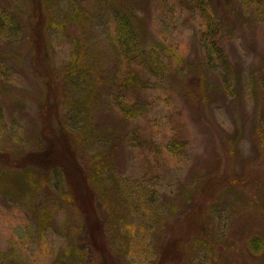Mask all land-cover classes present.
Wrapping results in <instances>:
<instances>
[{
    "label": "rangeland",
    "instance_id": "1",
    "mask_svg": "<svg viewBox=\"0 0 264 264\" xmlns=\"http://www.w3.org/2000/svg\"><path fill=\"white\" fill-rule=\"evenodd\" d=\"M120 9L143 55L131 118ZM212 259L264 264V0H0V264Z\"/></svg>",
    "mask_w": 264,
    "mask_h": 264
},
{
    "label": "trees",
    "instance_id": "2",
    "mask_svg": "<svg viewBox=\"0 0 264 264\" xmlns=\"http://www.w3.org/2000/svg\"><path fill=\"white\" fill-rule=\"evenodd\" d=\"M126 11V10H125ZM120 9V12H118L117 15V25L115 28V34H116V46L121 52V54L125 57V60L127 62L128 70L127 72L119 77L115 82L113 81L114 91H115V101L116 104L120 107L122 112L125 115H128V118L134 117L138 111H140L141 107L138 104H131V102H128L127 99H129L130 95L136 90V88L143 87L142 79L139 73V70L136 69V65H140L141 61L143 60V55H141V50L138 48L137 44V31L135 29V25L133 24V21L130 17L129 12H125ZM206 19V26L203 31V39L205 41L206 47H208V57L212 59L214 56L222 59H226V54L224 52V49L222 47V44L219 39V33H220V25L217 20L213 18V16L210 13L205 14ZM2 22H7V18H3ZM77 56V55H76ZM81 64V59L79 57H76L75 60L69 65V68L72 70L79 66ZM159 67V66H158ZM131 105V106H130ZM45 146V152H52V145L51 143H44L42 144ZM182 146V142L180 140L175 141V147ZM27 161H33V165L37 168H46L47 166L50 167L51 163L55 161V164L62 165L61 163H58V160L55 158L54 154L50 155L48 154H29L27 156ZM97 161H94V181L100 177V166L96 163ZM55 165V166H57ZM61 167V166H60ZM76 183L79 182L81 177L79 175H76ZM78 184H75V187H77ZM85 186V185H84ZM87 189L85 188V191ZM92 194L88 192L87 194H78L76 192V189H73L70 191V201L78 202L81 201L82 198L89 197ZM82 202V201H81ZM101 224L100 218H97V210L94 205V229H99V225ZM207 241V240H205ZM94 247L96 250L101 251L102 247L101 245L98 246L99 242L98 239H96V235L94 233ZM208 242V241H207ZM210 243V242H209ZM166 264H172V262L166 263ZM208 264H218L214 259L212 261L210 260V263Z\"/></svg>",
    "mask_w": 264,
    "mask_h": 264
}]
</instances>
